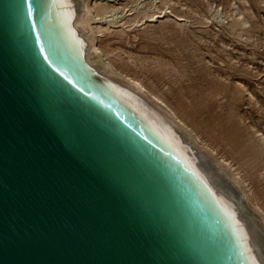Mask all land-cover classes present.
Returning <instances> with one entry per match:
<instances>
[{
    "label": "water",
    "instance_id": "water-1",
    "mask_svg": "<svg viewBox=\"0 0 264 264\" xmlns=\"http://www.w3.org/2000/svg\"><path fill=\"white\" fill-rule=\"evenodd\" d=\"M47 26L45 0H0V264H239L189 180Z\"/></svg>",
    "mask_w": 264,
    "mask_h": 264
},
{
    "label": "bare ground",
    "instance_id": "bare-ground-1",
    "mask_svg": "<svg viewBox=\"0 0 264 264\" xmlns=\"http://www.w3.org/2000/svg\"><path fill=\"white\" fill-rule=\"evenodd\" d=\"M114 1L45 0L48 37L73 65L80 67L83 60L103 82L89 76L84 69L80 72L81 80L128 114L175 163L230 236L239 264H252V259L255 264H264V205L248 183L249 179L264 180V136L257 130L249 134L248 140L237 133L226 136L219 129L218 133L185 95L181 94L173 105L164 93L124 71L122 68L129 70L130 66H138L140 59L130 52H123L127 56L122 57L117 52L120 48L111 44V39L120 41L135 29L148 32L145 27L149 23L170 18L166 16L170 1L160 0V7L152 3L140 11L132 3L119 6ZM209 8L211 19L220 23L222 9ZM116 11L120 17L115 16ZM170 19L176 26L184 23L178 14H172ZM222 19H230L240 30L247 24L236 7L234 12L223 13ZM165 22H161L160 30L167 27ZM220 146L221 150H217ZM243 167L245 173L240 174Z\"/></svg>",
    "mask_w": 264,
    "mask_h": 264
},
{
    "label": "rangeland",
    "instance_id": "rangeland-1",
    "mask_svg": "<svg viewBox=\"0 0 264 264\" xmlns=\"http://www.w3.org/2000/svg\"><path fill=\"white\" fill-rule=\"evenodd\" d=\"M134 1L113 3L119 6L132 3L136 10L152 3L160 7V0ZM166 1L170 2L165 15L170 18L172 14L181 15L185 24L179 22L180 26H176L170 18L163 19L157 24L149 23L145 27L148 32L135 29L136 32H128L120 41L111 39V44L120 48L117 52L122 57L127 56L123 52H130L140 59L137 68L122 69L164 93L173 105L181 94L185 95L216 132L219 129L226 136L237 133L247 140L253 130L264 136V0ZM209 6L222 9L220 23L211 19ZM232 6L247 22L241 30L230 19H222L223 13L234 12ZM115 16L120 17L119 11ZM161 22L167 24L162 30ZM241 170L240 174H244V167ZM248 183L264 205V180L249 179Z\"/></svg>",
    "mask_w": 264,
    "mask_h": 264
},
{
    "label": "snow or ice",
    "instance_id": "snow-or-ice-1",
    "mask_svg": "<svg viewBox=\"0 0 264 264\" xmlns=\"http://www.w3.org/2000/svg\"><path fill=\"white\" fill-rule=\"evenodd\" d=\"M10 7L14 10V12H15V14L17 16V19H19L20 16L23 14V6L22 5H11ZM31 15H32L31 8H29V10H28V16H29V18H31ZM33 30H35V28H33ZM36 42H37V45L39 46L40 37H37V41ZM40 54L42 56L44 55V49L43 48L40 49ZM47 60H49V56H46L45 57V61H47ZM49 67H52V65L50 64ZM58 69H59V71H58ZM52 70H53V72H57L58 75H63L64 78L67 79L68 84H70L73 88H76L77 87L76 83H73V79H69L68 78V74L65 73L61 69L60 65L57 64V66L54 67V68H52ZM54 86L62 87V86L58 85V83H54ZM77 90H79V89H77ZM93 99H95V97H93ZM99 102L100 103H103V101H99ZM233 219H235L234 215H233ZM241 232H242V229H241ZM244 239L246 241L247 240V237L244 236ZM249 259H252V257L250 255H249ZM252 264H255V260L254 259H252Z\"/></svg>",
    "mask_w": 264,
    "mask_h": 264
}]
</instances>
